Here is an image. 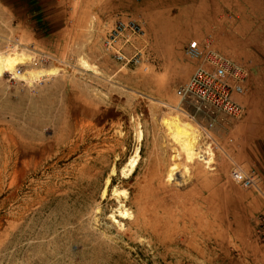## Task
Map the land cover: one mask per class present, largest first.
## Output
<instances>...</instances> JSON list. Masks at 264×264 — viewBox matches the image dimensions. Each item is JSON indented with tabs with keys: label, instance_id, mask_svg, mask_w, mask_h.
Instances as JSON below:
<instances>
[{
	"label": "rangeland",
	"instance_id": "rangeland-1",
	"mask_svg": "<svg viewBox=\"0 0 264 264\" xmlns=\"http://www.w3.org/2000/svg\"><path fill=\"white\" fill-rule=\"evenodd\" d=\"M39 5L35 35L0 34V264H264L256 189L217 141L238 120H192L176 94L213 54L246 73L244 115L264 111V0ZM119 21L145 30L137 66L105 49ZM178 130L208 157L190 161Z\"/></svg>",
	"mask_w": 264,
	"mask_h": 264
},
{
	"label": "built area",
	"instance_id": "built-area-1",
	"mask_svg": "<svg viewBox=\"0 0 264 264\" xmlns=\"http://www.w3.org/2000/svg\"><path fill=\"white\" fill-rule=\"evenodd\" d=\"M144 43V46H140ZM106 51L123 67L137 66L144 61L147 54L146 33L141 24L135 21H119L104 40ZM186 52L193 58L200 56L197 42L191 43ZM212 69H198L192 77L176 91L180 99V110L192 120L196 114L223 115L231 119H240L244 108L235 101V96L244 93L242 85L246 73L227 60L211 54ZM193 110V111H192ZM195 112V113H194ZM214 124L201 125L202 137L214 145ZM235 180L245 189H257L256 176L246 173L241 168L233 170ZM264 196V193H262ZM257 233L264 246V215L258 217Z\"/></svg>",
	"mask_w": 264,
	"mask_h": 264
},
{
	"label": "crops",
	"instance_id": "crops-1",
	"mask_svg": "<svg viewBox=\"0 0 264 264\" xmlns=\"http://www.w3.org/2000/svg\"><path fill=\"white\" fill-rule=\"evenodd\" d=\"M20 2L27 5L24 15L19 14ZM39 2L40 0H0V34L8 36L20 33L27 36L35 35V27L44 19L39 14L41 11ZM20 18L25 19L26 23H19ZM25 27L27 29L23 30L22 28ZM202 65L204 64L197 63L196 67L199 68ZM234 99L243 108L246 107L245 100L238 96H235ZM218 126H220L219 133L225 132L224 137H217L222 148L245 171L255 174L258 188L252 194V198L257 211L260 215H264V196L262 195L264 193V111L255 115L247 111L238 121L233 120L232 122L229 119L221 118L216 127ZM254 259H251L250 264H256ZM257 259L259 262L264 261V254Z\"/></svg>",
	"mask_w": 264,
	"mask_h": 264
},
{
	"label": "bare ground",
	"instance_id": "bare-ground-1",
	"mask_svg": "<svg viewBox=\"0 0 264 264\" xmlns=\"http://www.w3.org/2000/svg\"><path fill=\"white\" fill-rule=\"evenodd\" d=\"M6 69H9V66L6 65L5 63H3L2 59L0 58V75ZM177 133H178V138L180 139L182 146L186 152V155L190 161H193L194 159H196L197 155H198L197 158L200 160H205L206 157H208L207 155H205V153H202V154H204V155H202L200 152H197L195 143L192 140L188 139L190 137L189 134L185 133L182 135L180 130H178ZM209 154H210V151H209ZM204 156H206V157L204 158ZM206 163H209V161L207 160ZM133 166L135 167V165H133Z\"/></svg>",
	"mask_w": 264,
	"mask_h": 264
}]
</instances>
